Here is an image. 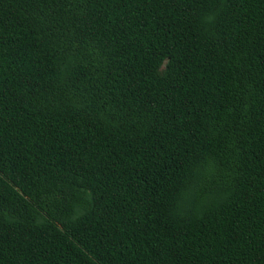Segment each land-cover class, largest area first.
Returning <instances> with one entry per match:
<instances>
[{"label":"trees","instance_id":"obj_1","mask_svg":"<svg viewBox=\"0 0 264 264\" xmlns=\"http://www.w3.org/2000/svg\"><path fill=\"white\" fill-rule=\"evenodd\" d=\"M0 264H264V0H0Z\"/></svg>","mask_w":264,"mask_h":264}]
</instances>
